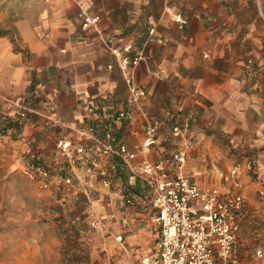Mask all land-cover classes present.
Instances as JSON below:
<instances>
[{"label":"crops","instance_id":"crops-1","mask_svg":"<svg viewBox=\"0 0 264 264\" xmlns=\"http://www.w3.org/2000/svg\"><path fill=\"white\" fill-rule=\"evenodd\" d=\"M17 1L12 7L0 0V114H12L3 140L45 163L53 187H81L83 169L70 164L61 140L90 145L103 139L137 151L149 118L161 121L159 141L135 162L170 155L180 143L173 128L188 124L197 142L185 172L200 186L219 185V171L246 147L257 146L256 160L264 159V135L251 133L263 125L249 116L254 73L246 63L263 25L256 0ZM176 11L189 20L184 28L173 19ZM86 12L99 22L84 28ZM110 37L131 44L139 63L122 70ZM132 84L146 91L136 105L128 101ZM20 104L30 108L24 118L17 114ZM125 110L132 117L117 118ZM96 165L107 174L88 179L87 194L106 225L103 264H134L157 239L147 187L140 179L129 185V169L115 156L99 157ZM68 176L73 184L64 182ZM242 180L237 254L242 264H259L264 180L247 172Z\"/></svg>","mask_w":264,"mask_h":264},{"label":"built area","instance_id":"built-area-1","mask_svg":"<svg viewBox=\"0 0 264 264\" xmlns=\"http://www.w3.org/2000/svg\"><path fill=\"white\" fill-rule=\"evenodd\" d=\"M261 5V0H258ZM173 19L181 28L188 25V18L179 11ZM99 22V16L84 13L82 25L88 28ZM155 28L150 30V40H154ZM108 44L112 53L118 58L122 70L129 65H137L140 56L133 58V47L126 44L123 37H110ZM146 91L138 86H130L129 103H140ZM11 106V104H9ZM30 108L20 104L17 112L24 118ZM12 114H0V137L6 132L7 123ZM132 110L118 113L117 118L129 119ZM161 121L149 118L140 148L132 151L124 143L113 144L103 139H95L90 145H78L72 141L61 140L60 148L73 166H79L83 173L77 176L79 183H87L88 179L99 171V157H117L128 169L127 182L134 185L140 179L147 187L153 209V221L157 227V239L152 248L144 252L134 264H242L237 254V242L241 230L240 214L243 211L245 196L240 191L243 186L242 174L255 168V160L248 157L244 164L238 163L228 170H220L221 180L217 186H200L194 177L186 174L185 166L197 139L188 124L176 125L173 135L180 143L170 155L157 161L143 157L136 163L138 153L157 145ZM29 165V175L43 189L51 187L52 177L48 166L43 162ZM65 183L73 184L72 177H65ZM108 185L109 181L105 180ZM264 195V189L260 190ZM132 198L127 202L131 203ZM102 218L93 221V225L102 226ZM117 239L121 241L122 235ZM259 264H264V247L256 251Z\"/></svg>","mask_w":264,"mask_h":264},{"label":"rangeland","instance_id":"rangeland-1","mask_svg":"<svg viewBox=\"0 0 264 264\" xmlns=\"http://www.w3.org/2000/svg\"><path fill=\"white\" fill-rule=\"evenodd\" d=\"M3 3L18 7L20 1ZM256 5L263 25L255 34L246 63L254 73L249 80L255 105L249 116L263 125L251 133L263 136L264 4L256 0ZM3 139L0 137V264H103L102 233L106 225L103 219L102 226L93 225L102 217L96 212L100 206H93L87 194L89 182H78L81 187L59 183L57 187L40 188L29 175L28 164L34 160L15 141ZM251 147L238 153L232 166L244 164L250 157L257 163L253 170L244 172L254 180H264V159L258 162L252 150L257 146Z\"/></svg>","mask_w":264,"mask_h":264},{"label":"trees","instance_id":"trees-1","mask_svg":"<svg viewBox=\"0 0 264 264\" xmlns=\"http://www.w3.org/2000/svg\"><path fill=\"white\" fill-rule=\"evenodd\" d=\"M0 32H2V31L0 30Z\"/></svg>","mask_w":264,"mask_h":264}]
</instances>
